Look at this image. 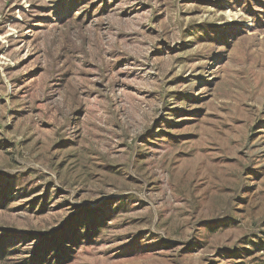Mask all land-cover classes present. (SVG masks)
<instances>
[{"label": "rangeland", "instance_id": "rangeland-1", "mask_svg": "<svg viewBox=\"0 0 264 264\" xmlns=\"http://www.w3.org/2000/svg\"><path fill=\"white\" fill-rule=\"evenodd\" d=\"M66 229L52 264H264V0H0V264Z\"/></svg>", "mask_w": 264, "mask_h": 264}, {"label": "trees", "instance_id": "trees-1", "mask_svg": "<svg viewBox=\"0 0 264 264\" xmlns=\"http://www.w3.org/2000/svg\"><path fill=\"white\" fill-rule=\"evenodd\" d=\"M77 235L78 234H75L73 230L66 229L49 237L43 244L33 250V253L31 254L32 256L25 264H47V262L52 264L53 262L61 260L65 256L67 257V254L71 253V247L74 240L78 239ZM47 242L49 245H47ZM2 255L3 254H0V257H2Z\"/></svg>", "mask_w": 264, "mask_h": 264}]
</instances>
